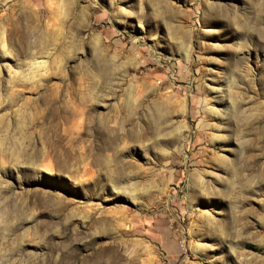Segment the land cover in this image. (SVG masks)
Listing matches in <instances>:
<instances>
[{
    "label": "rangeland",
    "instance_id": "obj_1",
    "mask_svg": "<svg viewBox=\"0 0 264 264\" xmlns=\"http://www.w3.org/2000/svg\"><path fill=\"white\" fill-rule=\"evenodd\" d=\"M0 36V262L264 264V0H0Z\"/></svg>",
    "mask_w": 264,
    "mask_h": 264
},
{
    "label": "bare ground",
    "instance_id": "obj_2",
    "mask_svg": "<svg viewBox=\"0 0 264 264\" xmlns=\"http://www.w3.org/2000/svg\"><path fill=\"white\" fill-rule=\"evenodd\" d=\"M0 39H1V42H0V47L2 48V49H5V46H6V44H5V40H4V38H3V36L1 37L0 36ZM31 60H33V62H34V64H32V65H34V67H38V66H40V64L39 63H37V62H41V61H36L37 60V58H33V59H31ZM31 60L29 61V62H31ZM100 62H102V61H100ZM107 64H105V65H103L102 64V71L104 72V73H107L108 72V67L109 66H106ZM30 68V67H29ZM30 72H32V70L30 71ZM29 74V73H28ZM36 74V73H35ZM31 76H32V74H30ZM105 75V74H104ZM25 76V75H24ZM33 77V76H32ZM28 79V78H27ZM30 79V78H29ZM123 105V108L125 109V110H127V112H129L131 109H132V107H131V104H130V102H129V100H127V98H126V100L124 101V104H122ZM159 111V115H160V117H159V119H157V121H155V128H154V130L155 131H157V132H160V130H163V128H165V127H163V126H161V125H159V126H157L160 122L158 121V120H162V119H167V115H166V112L164 111V110H162L161 108L158 110ZM133 113V112H132ZM157 126V127H156ZM143 128H145V125H144V127ZM147 128H149V127H147ZM152 129V128H151ZM140 138V134H139V131L138 130H135V127H134V131L131 133V138H135V140H136V138H137V140H140L139 138ZM131 194L132 195H135V193H132L131 192ZM2 218V217H1ZM0 218V225H1V223H2V219ZM114 217L113 216H105L104 218H100V224L102 225V227L104 228V229H110L112 226H113V224H116L115 223V220L116 219H113ZM122 219V218H121ZM123 227V226H122ZM124 227H125V229H130V226L129 225H127V223H125V225H124ZM118 241H119V239H118ZM122 243V248L124 249V251H126V247H125V244H127L126 243V241H121ZM113 243V242H112ZM117 244V243H116ZM115 244V245H116ZM111 245V244H110ZM118 246V245H117ZM108 248V247H107ZM114 247H112V249L111 250H116V249H113ZM105 249H106V247H105ZM105 249H102V251H104ZM108 249H106V251H107ZM106 251H104V252H106ZM123 251V252H124ZM109 252V251H108ZM107 252V253H108ZM120 253V252H119ZM124 253H127V252H124ZM109 254H111V253H108V254H102V255H109ZM102 255L100 256V258H104V256L102 257ZM125 255V254H124ZM127 255V254H126ZM95 257H96V255H94ZM99 257V256H98ZM93 258V257H92ZM124 258V257H123ZM97 259V261L94 263L93 261H91V264H104V262H103V260L102 259H98V258H96ZM108 260L110 259V257L109 258H107ZM119 259V258H118ZM92 260V259H91ZM94 260H95V258H94ZM113 260V259H112ZM117 261V260H116ZM93 262V263H92ZM111 262H113V261H111ZM0 264H4L3 262H0ZM106 264V263H105ZM111 264V263H110ZM114 264V263H113ZM117 264V263H116Z\"/></svg>",
    "mask_w": 264,
    "mask_h": 264
}]
</instances>
